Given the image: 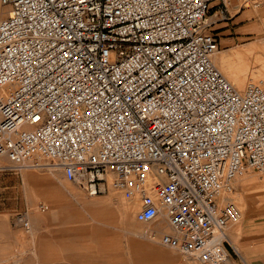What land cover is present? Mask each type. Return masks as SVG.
<instances>
[{
	"label": "built area",
	"instance_id": "1",
	"mask_svg": "<svg viewBox=\"0 0 264 264\" xmlns=\"http://www.w3.org/2000/svg\"><path fill=\"white\" fill-rule=\"evenodd\" d=\"M214 1L0 0V157L120 189L163 244L224 260L225 194L264 172V80L240 89L214 62Z\"/></svg>",
	"mask_w": 264,
	"mask_h": 264
},
{
	"label": "rangeland",
	"instance_id": "2",
	"mask_svg": "<svg viewBox=\"0 0 264 264\" xmlns=\"http://www.w3.org/2000/svg\"><path fill=\"white\" fill-rule=\"evenodd\" d=\"M212 5L207 17L220 37L214 62L222 53L228 69L247 82L264 80V0ZM0 159V264H227L201 263L162 244L163 231H170L165 222L138 221L140 205L120 189L91 195L58 166ZM246 175L235 179L230 193L242 213L230 222L232 238L226 231L228 264H264V172Z\"/></svg>",
	"mask_w": 264,
	"mask_h": 264
},
{
	"label": "bare ground",
	"instance_id": "3",
	"mask_svg": "<svg viewBox=\"0 0 264 264\" xmlns=\"http://www.w3.org/2000/svg\"><path fill=\"white\" fill-rule=\"evenodd\" d=\"M2 15H3V9L1 8V6H0V20H1V17H2ZM218 52H220V49H218L215 53H218ZM213 59H214V57H213ZM215 62H216V64H217V66H220V68L222 69V70H224V73H227L226 75H228V77H229V79H231L232 81H233V83L235 84V85H237V86H239V87H245V84H246V79L240 74V73H238V72H232L231 71V69L229 70L228 69V67H230L229 66V63L225 60V58H224V56H223V54L222 53H219V55H216L215 56ZM226 71V72H225ZM264 74V73H263ZM230 80V81H231ZM0 158H3V157H0ZM3 164V162L1 161V159H0V167H3V166H5V165H2ZM25 164H31V165H33V166H36V167H50V168H52V167H57V165H55V164H53V163H51V162H27V163H25ZM25 164H23V165H25ZM23 165H21V166H23ZM59 167V166H58ZM27 169L28 168H32L31 166H28V167H26ZM61 168V167H60ZM62 169V168H61ZM248 176L249 175H246V173L245 174H242V175H240L239 176V178L238 179H242V180H247L248 179ZM124 194V193H123ZM228 197V199H230L231 200V196H230V193H228V194H225V199ZM112 199V198H111ZM85 201V200H84ZM86 202V204H89V201H85ZM88 202V203H87ZM126 209L129 211V212H133L134 211V209H133V206H131V207H128V206H126ZM242 213L239 209H238V211H237V213H236V216L237 217H241V215L240 214ZM166 224V223H165ZM168 229H169V227H168ZM231 228H230V224L228 225V227H227V230H228V233H229V235L231 236V231H229ZM170 230V229H169ZM231 238H232V236H231ZM161 242H162V240H161ZM162 244H163V242H162ZM189 256V255H188ZM191 257V256H190ZM225 261H227L226 263L228 264L229 263V261H228V257H226L225 259H224Z\"/></svg>",
	"mask_w": 264,
	"mask_h": 264
},
{
	"label": "crops",
	"instance_id": "4",
	"mask_svg": "<svg viewBox=\"0 0 264 264\" xmlns=\"http://www.w3.org/2000/svg\"><path fill=\"white\" fill-rule=\"evenodd\" d=\"M240 0H237V3L239 2ZM218 34H219V32H218Z\"/></svg>",
	"mask_w": 264,
	"mask_h": 264
}]
</instances>
